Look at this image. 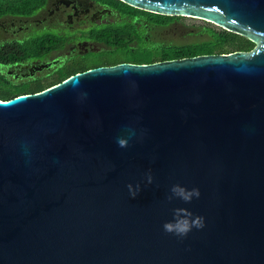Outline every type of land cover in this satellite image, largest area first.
<instances>
[{"label":"water","instance_id":"water-1","mask_svg":"<svg viewBox=\"0 0 264 264\" xmlns=\"http://www.w3.org/2000/svg\"><path fill=\"white\" fill-rule=\"evenodd\" d=\"M120 1L257 47L103 66L0 98V264H264V0ZM126 126L138 136L121 149ZM175 184L200 198L168 203ZM173 208L205 227L166 234Z\"/></svg>","mask_w":264,"mask_h":264},{"label":"trees","instance_id":"trees-1","mask_svg":"<svg viewBox=\"0 0 264 264\" xmlns=\"http://www.w3.org/2000/svg\"><path fill=\"white\" fill-rule=\"evenodd\" d=\"M96 1L119 12L123 17L129 18L131 22L125 21L116 26L94 27L89 31L82 32L80 36L82 40L103 44L111 50L108 55L104 53L98 56L97 58L100 59L98 63H90L88 58H85L79 63L64 68L58 83L77 73L103 66H115L122 63L154 64L193 58L196 56L195 51L199 48H204L210 55H228L236 52L248 53L257 47L256 43L248 37L228 31L210 22L154 14L131 7L120 0ZM47 4L48 0H0V18L34 16ZM177 21H183L186 26L196 29V35L207 37L206 41L179 45L160 42L151 36V29L148 26L166 28ZM136 22L141 23L142 26L139 27ZM74 40L67 36L51 33L35 39V44L36 47L48 48V51H53L64 48ZM11 61L13 62L14 59ZM58 83L50 86L39 85L24 93H38ZM14 97V95H7L0 90L1 100L8 101Z\"/></svg>","mask_w":264,"mask_h":264},{"label":"flooded vegetation","instance_id":"flooded-vegetation-1","mask_svg":"<svg viewBox=\"0 0 264 264\" xmlns=\"http://www.w3.org/2000/svg\"><path fill=\"white\" fill-rule=\"evenodd\" d=\"M109 17H116L117 20L109 22ZM125 21L131 22L129 18L96 0H48L47 6L34 16L0 18V90L18 97L36 94L24 93L36 86L58 83L64 68L85 58L91 63L92 58L107 54L111 50L106 47L108 52L102 51L98 54L77 53L74 49L69 56L61 58L68 47L89 43L103 45L82 40V32L94 27L119 25ZM136 24L139 25L138 22ZM41 31L45 33L42 36L55 33L75 40L64 48L48 51V48L36 47L35 39L42 36L35 37L33 33L36 35Z\"/></svg>","mask_w":264,"mask_h":264},{"label":"clouds","instance_id":"clouds-1","mask_svg":"<svg viewBox=\"0 0 264 264\" xmlns=\"http://www.w3.org/2000/svg\"><path fill=\"white\" fill-rule=\"evenodd\" d=\"M86 96L85 94H82ZM145 134V130H140L139 138L142 139ZM138 132L137 129L133 126H126L124 129V135L118 136L116 138V143L119 148L125 149L130 146V141L134 138H137ZM25 152L27 153V147H25ZM148 184L153 183V176L149 172L147 174ZM128 192L132 199H135L140 192V185L137 184L135 188L133 185H127ZM200 190L196 187L192 189H187L175 184L170 188V194L166 197L168 203H172L174 200L179 199L185 204H191L194 199L200 198ZM173 219L169 222L163 224V230L166 234L175 235L181 240L185 239L188 234L193 230H201L205 227V219L202 216H194L186 208H173L172 209Z\"/></svg>","mask_w":264,"mask_h":264},{"label":"rangeland","instance_id":"rangeland-1","mask_svg":"<svg viewBox=\"0 0 264 264\" xmlns=\"http://www.w3.org/2000/svg\"><path fill=\"white\" fill-rule=\"evenodd\" d=\"M109 22L113 21L115 22L117 20L116 17H109L107 18ZM106 20V21H107ZM139 27L142 26L141 23H138ZM200 24V23H198ZM116 26V25H115ZM148 28L151 29L150 34L151 36L160 42H166V43H172V44H179V45H184V44H192L196 42H202L206 41L207 37L205 36H199L196 35L197 30L193 29L191 27L186 26L184 22L177 21L170 25L169 27L166 28H160V27H150ZM38 34L35 35L33 33V36L39 37L42 36L43 31L37 32ZM78 47V48H77ZM77 47H68L66 51L61 55V58L64 57L65 55H70L72 50H76L77 53H88V52H94V53H100L102 51L108 52L107 48L105 45H99L95 43H89L86 45H78ZM109 53H107L108 55ZM111 55V54H110ZM195 57H200V56H206L210 55L208 54L207 50H204V48H199L198 50L195 51ZM115 56V55H111ZM100 61L99 58H92L91 63H98ZM17 91V90H15Z\"/></svg>","mask_w":264,"mask_h":264}]
</instances>
